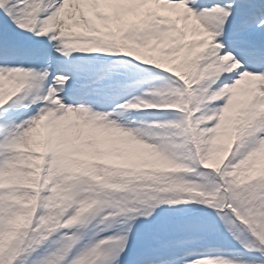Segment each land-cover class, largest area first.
<instances>
[{
	"label": "snow or ice",
	"instance_id": "1",
	"mask_svg": "<svg viewBox=\"0 0 264 264\" xmlns=\"http://www.w3.org/2000/svg\"><path fill=\"white\" fill-rule=\"evenodd\" d=\"M0 264H264V0H0Z\"/></svg>",
	"mask_w": 264,
	"mask_h": 264
}]
</instances>
